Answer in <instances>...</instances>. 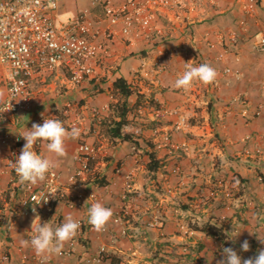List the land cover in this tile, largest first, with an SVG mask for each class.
Returning a JSON list of instances; mask_svg holds the SVG:
<instances>
[{
  "label": "crops",
  "instance_id": "0c3cea01",
  "mask_svg": "<svg viewBox=\"0 0 264 264\" xmlns=\"http://www.w3.org/2000/svg\"><path fill=\"white\" fill-rule=\"evenodd\" d=\"M110 1L118 4L122 0ZM235 6V0H197L187 22L172 20L173 11L167 10L154 21L164 32L162 38L138 26L124 35L117 26L111 39L98 36L97 42L106 45V51L89 60L93 72L82 83H72L63 67L37 73L29 80L27 106L17 115H0V264H217L224 258L223 240L198 225L201 220L222 218L226 240L242 258L264 249L257 239L264 240V163L250 158L257 150L264 152V112L252 115L264 103V52L257 58L251 49L255 36L264 35V20L255 19V29L248 21L249 30L241 32L236 23L242 15ZM81 10L94 27L106 31L109 23L102 4L93 0H64L53 17L57 25H65ZM234 28L241 34L232 46L227 33ZM206 32L214 48H209ZM219 34L224 35L221 40ZM250 34L255 36L248 40ZM155 62L164 63L157 73ZM186 63L194 67L209 64L218 73L216 81L209 85L194 81L187 91L175 88ZM226 68L232 72L225 73ZM5 71L0 66L3 99L7 96L2 79ZM118 78L134 89L128 103L135 110L128 114L129 125L124 128L132 134L131 141L109 135V123L116 119L112 104L119 99L114 89ZM142 104L181 109L189 124L174 129L169 115L150 121L151 112L147 107L140 109ZM44 116H59L65 122L75 119L81 134L66 141L68 154L63 158L42 143L43 157L58 161L56 170L63 185L48 210L15 215L7 232L8 210L23 196L24 187L14 167L7 165L10 147L1 139L20 137ZM212 131L215 138L210 144L206 134L211 136ZM167 132L179 149L165 145ZM80 143L94 147V156L78 185L68 187L67 178L79 165L75 154ZM24 144L21 138L18 154ZM150 151L159 162L156 171L148 168ZM175 165L180 172L172 171ZM216 182L225 188V195L220 190L210 194ZM227 191L233 200L226 198ZM91 192L95 203L113 211L100 232L89 227ZM70 201L77 204L70 206ZM69 215L85 226L81 235L65 243L62 251L70 254L42 257L31 246L21 245L20 241L30 240L32 222L55 229ZM244 240L250 243L248 252L241 250ZM3 255L6 260L1 259Z\"/></svg>",
  "mask_w": 264,
  "mask_h": 264
},
{
  "label": "built area",
  "instance_id": "2783aa9c",
  "mask_svg": "<svg viewBox=\"0 0 264 264\" xmlns=\"http://www.w3.org/2000/svg\"><path fill=\"white\" fill-rule=\"evenodd\" d=\"M63 1L0 0V66L6 69L2 79L7 89V96L0 103V108L5 107L9 101L12 105L9 111L0 115H17L27 106V97L30 94L29 80L37 73L63 67L68 70L72 83L80 84L85 81L93 72L89 60L98 56L101 51L103 53L106 51V45L97 42V38L101 34L111 39L117 26L120 27V32L124 35L130 34L134 26H138L145 32L163 34L162 29L155 25L156 17L171 10L173 11L172 20L187 22L190 19L187 14L195 9L197 0H122L118 4L110 0H93V2L102 4L104 16L108 20L109 26L104 32L88 21L87 12L84 10L79 11L69 23L57 25L53 15ZM258 45L262 49L264 48V37L260 38ZM161 64L155 62V65L158 66L154 73L162 68ZM146 75L148 74L146 73ZM68 107L70 104L66 109ZM145 107L146 105H141L140 109L145 110ZM260 108L263 109L264 105ZM152 111L155 121H159L164 115L176 116V121L173 123L174 129H178L186 122L178 109L156 107ZM259 113L260 109L256 111V114ZM44 119H58L67 129L70 130L75 126L80 129L81 133L80 124L75 119L65 122L59 116H44L34 120L33 123L43 124ZM170 138L168 132L163 135L167 145L169 144L171 148H178L179 146L172 144ZM1 142L4 145H9L7 165L14 167L16 157L19 155L18 148L21 138L14 137L10 141L9 138L4 137ZM42 143L43 141H37L33 148L41 156H43ZM181 146L185 147L186 143H182ZM94 152V147L89 144L80 143L78 145L75 159L79 165L68 176V187L77 186L79 179L89 171V163ZM179 170L178 166L173 168V172L177 173ZM12 183L16 186L15 181ZM62 185V178L56 168L52 170L45 181L36 186L23 184V196L8 210L4 222L5 230L7 232L11 230L13 218L17 214H37L48 210ZM227 196H230L228 191ZM89 198L91 204H94L95 194L93 192L89 194ZM45 200H47L46 203ZM68 204L74 206L77 203L70 201ZM33 208L36 209L35 212H33ZM76 221L80 223L77 235H81L85 230L84 223L81 219ZM115 221L118 222L119 218H116ZM89 227L93 228L91 225ZM32 235L34 233L30 229L28 238L30 239ZM60 254L67 255L70 252L62 251ZM1 259L6 260L7 256L3 255Z\"/></svg>",
  "mask_w": 264,
  "mask_h": 264
},
{
  "label": "clouds",
  "instance_id": "9594fccd",
  "mask_svg": "<svg viewBox=\"0 0 264 264\" xmlns=\"http://www.w3.org/2000/svg\"><path fill=\"white\" fill-rule=\"evenodd\" d=\"M217 76V71L207 63L195 67L190 63H186V70L175 80L174 86L177 89L187 91L191 89L194 81L209 85L216 81ZM2 102L3 93H0V103ZM11 108L12 105L9 101L5 107L0 108V114L9 111ZM80 134L78 127L73 126L69 130L58 119H44L43 124L33 123L31 129L20 133L19 136L25 140V144L14 162V171L19 178V182L36 186L45 181L52 170L58 167V161L38 155L33 150L37 141L46 142L50 153H54L58 158H63L68 154L66 141L78 139ZM44 202L46 203L47 200ZM35 211L36 209L33 208V212ZM112 216V209L96 202L89 209L88 222L95 231L100 232L105 230ZM79 228L80 223L74 220L71 215L67 216L65 222L55 229L47 223L41 225V223L32 222L31 230L34 235L31 236L30 240H22L20 243L23 247L31 246L38 256L58 255L62 252L65 243L71 241L77 235ZM239 234L232 238L233 243L236 242ZM257 239L261 244H264V240L258 237ZM240 247L243 252L250 251L249 241L244 240ZM222 255L224 258L219 260L217 264H264V249H258L255 256L244 259L234 248L223 247Z\"/></svg>",
  "mask_w": 264,
  "mask_h": 264
},
{
  "label": "rangeland",
  "instance_id": "374dc122",
  "mask_svg": "<svg viewBox=\"0 0 264 264\" xmlns=\"http://www.w3.org/2000/svg\"><path fill=\"white\" fill-rule=\"evenodd\" d=\"M236 2H237V6H235V9H237L239 12H240V14L242 15V17L241 18H239V20L237 21V23H236V26H239V28H240V30H241V32H247L249 29H248V25L249 24H251V28H254L255 29V27H256V22H255V19H262V20H264V4H260V1L262 2L263 1V3H264V0H235ZM261 5H263V6H261ZM263 8V9H262ZM248 21H249V24H248ZM251 22V23H250ZM249 27H250V25H249ZM152 33V32H151ZM240 34L241 33H239L238 31H237V29L236 28H234L232 31H229L228 33H227V35H228V39H229V44L230 45H232V46H234V45H236V43L238 42V40H239V37H240ZM157 36H159L160 38H162V37H164L165 35H164V33L163 34H156ZM209 36H210V32H206L205 33V36H204V38H205V40H206V42H207V44H208V46H209V48L210 47H213L214 48V42L212 43L211 42V40H209ZM219 37H218V39L219 40H221V36H224L223 34H219L218 35ZM254 36L255 35H253V34H250V36H248V40H250L251 38H254ZM261 37H264V35H260V36H258V38L256 39V36H255V38H254V40H253V48H251L252 49V53H253V55L254 56H256L257 58H259V53H260V55H261V52H264V48L262 49L259 45H258V41L260 40V38ZM212 49V48H211ZM258 51H260V52H258ZM219 57H220V54L218 55ZM217 60H219V59H217ZM161 66H164V63L163 64H161ZM225 71V73H227V74H230L232 71H231V69H229V68H226V69H224ZM263 91H264V86H263ZM143 106L144 105H147V104H142ZM149 105V104H148ZM262 105H264V103L262 102V103H260V104H258L256 107H255V109H254V111H253V113H252V115L253 116H259V115H261L263 112H264V108L262 109V108H260ZM147 108H149V106H146ZM156 107H162V108H164V109H178V108H167V107H165V106H163V105H161V106H158V105H153L152 104V107H150L148 110H150L149 112H151V115H152V118L150 117V121H155V118H153V114H152V110L154 109V108H156ZM260 109V113L259 114H256V111L257 110H259ZM180 112H181V109H178ZM248 110H246L245 111V113H248L247 112ZM182 113V115L184 116V118L186 119V122L184 123V125L183 126H188V124H189V120H188V117L183 113V112H181ZM249 114V113H248ZM171 117H173L172 119V121L170 122V125L171 126H173V123L176 121V116H171ZM160 120H162V117L159 119V121ZM158 123V122H157ZM156 129V128H155ZM154 129V130H155ZM213 132V131H212ZM207 137H211V139L209 140V139H207ZM204 138V137H203ZM215 138V135H214V132L211 134V136H209V135H207L206 134V141L208 142V143H213V139ZM165 145H167V144H165ZM167 147H169V148H171V146L168 144L167 145ZM182 147V146H181ZM186 147V146H185ZM173 149H179V148H173ZM184 150H186V149H184ZM209 152V150L207 151V153ZM249 158V157H248ZM251 159H253V160H255V162H257L258 163V161L259 160H262V164L264 163V152L263 151H261V150H257L254 154H253V156L251 155V157H250ZM175 166H178V167H180L179 165H175ZM172 171H173V169H172ZM179 172H180V170H179ZM174 173H176V172H174ZM178 173V172H177ZM214 184H212L211 186H213ZM231 189V188H230ZM218 190H220V192L223 194V195H225V188H223V186H221V184L220 183H217L216 182V186H214L213 188H210L209 189V192H211L210 194H212V195H215L216 194V192H218ZM237 192V191H236ZM221 195V194H220ZM226 198H228L230 201L231 200H233L234 199V197H232V195H230V196H227ZM263 203V202H262ZM233 205V204H232ZM262 213H264V211H262ZM262 213H261V215H262ZM263 216V218H264V214L262 215ZM222 220H224V218H222L220 221L218 220V221H213V222H210L211 221V219H207V220H205V221H203V220H201V222H200V225H198V229H200V227H202V226H204V225H206V223H216V225L220 228V229H222V230H224V225H221V221ZM201 230V229H200ZM223 232V231H222ZM224 233V232H223ZM218 238V237H217ZM226 239H228V237H226V235H225V238L224 239H222L223 240V245H224V247H232V248H234L236 251H237V248L233 245V244H231V242H229L228 240H226Z\"/></svg>",
  "mask_w": 264,
  "mask_h": 264
},
{
  "label": "trees",
  "instance_id": "16d2710c",
  "mask_svg": "<svg viewBox=\"0 0 264 264\" xmlns=\"http://www.w3.org/2000/svg\"><path fill=\"white\" fill-rule=\"evenodd\" d=\"M114 89L119 99L112 104L116 113V119L113 118L111 123H109V135L112 138L131 141L132 134L124 131V128L129 125L130 120L128 119V114L135 110V107L129 106L128 103V98L134 93V89L122 78H118L114 81ZM147 155L149 157L148 168L151 171H156L159 167L158 160L152 151L148 152ZM200 229L220 239L225 238V233L222 232V229H220L216 223H206V225L200 227Z\"/></svg>",
  "mask_w": 264,
  "mask_h": 264
}]
</instances>
